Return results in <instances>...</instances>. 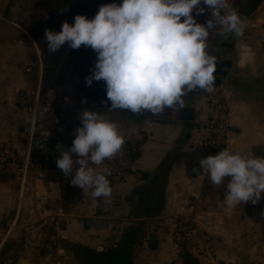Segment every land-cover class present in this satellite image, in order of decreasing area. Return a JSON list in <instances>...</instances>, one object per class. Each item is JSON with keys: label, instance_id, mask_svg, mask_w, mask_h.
<instances>
[{"label": "rangeland", "instance_id": "1", "mask_svg": "<svg viewBox=\"0 0 264 264\" xmlns=\"http://www.w3.org/2000/svg\"><path fill=\"white\" fill-rule=\"evenodd\" d=\"M44 1L0 0V214L5 213V216L8 214L6 217L9 220L6 227H0V245L3 243L0 247V264L7 262L13 255L17 257L19 264H53L52 256L57 258L60 264H72L71 257L67 256V251L61 246L86 244L89 246L87 249L92 250L94 243H98L100 247L110 250L111 247L117 248V243L124 236L123 231H120L121 236L116 244H113V241L104 240V237L111 230L113 231L112 223L120 219L116 217L120 214L106 211L101 214L96 213L95 207L89 202L86 194L76 200L75 206L67 203L62 206L63 189L62 185L59 186L62 178L57 176L66 178L68 176L58 172V175L53 178L54 173L47 172L36 154L30 155V159L27 158L32 150L38 151L41 150V146L49 145L57 133V124L50 113L44 115V105L51 110L56 103H60L74 110L81 104L79 97L73 94V85L67 84L62 88L52 85L48 89L45 85V73L49 68L52 69L60 64L61 58L65 56L64 51H69L70 48L65 44L55 52L56 55L61 54L59 60H56L57 65L52 62L46 64L47 61L44 59L46 51H43V46L48 52L47 41L41 38L43 44L39 46L36 43L30 32L31 23L28 21V19L36 18L34 15L37 10L39 11L37 16L42 19V22L50 21L49 10L43 7ZM67 1L69 0H48V2L46 0V4ZM241 1L244 2V0ZM72 2L76 7L79 4V0H72ZM105 2L107 4L113 0H105ZM205 12L210 14V10ZM193 14L195 15V12ZM246 20L248 27L239 37V39L242 37L245 43L242 42L240 46V58L237 59L236 69L242 72H261L259 77H262L264 73V50L262 49L264 0L246 17ZM236 38L228 34V39ZM23 42L24 45H22ZM30 44L33 51L28 52ZM83 49L86 50L81 46L77 50L81 53L80 50ZM71 50L76 52V49ZM75 52L71 55L74 56ZM81 57L79 54V58L72 64V69L78 75L80 73V75L82 73L90 75L95 62L81 59ZM47 58L53 61V57ZM249 79L244 78L240 81L239 90H228L223 94L224 98L218 95L217 100L210 101L207 103L208 107L204 106L199 111L198 122L202 125L206 124V127L195 136L192 143V152H194L192 164L199 163L200 159L205 158V149L210 140L211 144H215L214 151H211L210 155H216L226 147L237 150L238 145L243 141L242 135L254 134V131L251 132V125H254L256 120L261 121V123L258 122L257 128L258 132H262L260 135L262 140L259 139L262 143L261 148L252 154L264 156V147H262L264 146V87L263 90L259 88L258 95L254 94L252 98L245 96L243 93L245 83L253 82V79ZM259 80L264 82V75ZM82 89L83 86L80 92H76L82 96L81 101L89 106L97 104L95 98L93 100L92 91ZM257 97L262 103L251 101ZM239 120H245L243 124L248 123L244 126L238 125ZM224 121L226 125H223ZM219 128L220 130L222 128L221 133L215 134L216 131L213 132V130H219ZM30 140L32 144L29 148ZM219 145L221 149L216 148ZM241 152L251 153L252 149H245L244 145L241 147ZM187 155L188 153L179 159ZM180 161L183 163V160ZM191 177V182L188 183L192 186L180 198L182 202L170 209L165 201L159 218L162 220L157 222L152 220L147 224L148 231L155 228L168 241L166 244H161L165 253L149 251V248L142 246L143 253L135 257V264H169L171 261L173 264H183L185 256L189 255L185 251L186 248L191 249L189 247L191 238L201 245V248L194 246L195 249L190 254L197 263L264 264V197L257 202L258 205L251 202L241 204L232 211L231 215H228L220 206V198L223 200L222 193H224L221 187L213 185L208 177L192 175ZM73 188L74 186L70 187L69 192ZM186 198L188 200L185 202ZM204 204L207 207L205 210ZM196 206L195 211L201 209L204 211L195 213ZM131 213L129 212L128 217L123 220L129 225L137 220ZM77 217L89 218L93 224L87 225V229L84 225L85 221L80 223ZM193 222L196 227L198 226V230L193 235L199 241L192 237ZM79 223L85 227V231L82 236L73 237L71 235L73 226L77 229ZM12 235L16 237H10ZM46 239L51 241L52 249L46 243ZM206 247L217 248V250L208 252V248L205 250ZM73 264L78 263L73 261Z\"/></svg>", "mask_w": 264, "mask_h": 264}, {"label": "clouds", "instance_id": "2", "mask_svg": "<svg viewBox=\"0 0 264 264\" xmlns=\"http://www.w3.org/2000/svg\"><path fill=\"white\" fill-rule=\"evenodd\" d=\"M206 10L211 18L197 22L196 16ZM247 27L231 0H113L91 18L77 14L72 23L64 21L59 32L45 29L44 37L50 52L65 44L95 52L84 83L104 82L108 111L158 115L166 108L182 109L183 97L196 89L214 92L218 60L208 51L210 37H240ZM79 119L71 146H57L61 155L56 166L71 177V185L107 203L111 170L104 162L121 152L125 138L101 111L84 109ZM199 165L200 175L213 185L230 177L223 198L228 215L238 205L264 197V156L226 147L200 159Z\"/></svg>", "mask_w": 264, "mask_h": 264}, {"label": "flooded vegetation", "instance_id": "3", "mask_svg": "<svg viewBox=\"0 0 264 264\" xmlns=\"http://www.w3.org/2000/svg\"><path fill=\"white\" fill-rule=\"evenodd\" d=\"M38 12L39 11L37 10L36 15H34V17L36 18L28 19V21L30 23L36 21L38 24L47 27L49 22H42V19L37 16ZM74 12H76L77 14V11ZM209 18H211L210 14L208 12H205L204 14L197 16L196 20L199 23H204ZM49 19H51L50 16ZM68 21L70 23L73 22L72 20ZM59 26L60 25H57V27ZM238 43V38L233 40L228 39V34L224 37H218L216 35H212L210 37V43L208 47V51L210 52V54L216 56L218 61H231V67L229 69L226 70L224 68L220 69V71H217L223 72L224 70V75H220L219 73L216 74V72L214 73V75L216 76V80L214 81V92L217 91L219 93L218 97L224 98L223 94L228 90L232 91L241 88L240 81L244 80V78L249 77L244 72L242 73L241 70L236 69V62L238 59L236 50ZM66 58H64L60 64L53 67L52 69L49 68V70L45 73V85L48 86L47 89L52 85L62 88V84L68 79H73V81L71 82V86L75 80H78V78L79 85H85L84 80H82V77L80 75L81 73L78 75L76 71H73V67L72 65H70L71 62L65 60ZM64 84L66 85L67 83ZM252 85L253 83L246 82L244 87H246L247 90L251 91ZM214 92L208 93L204 90L196 89L192 92L187 93L183 97L185 102L184 107L192 108L195 112V119L192 122L182 121L179 114L180 109L174 111L171 108H166L164 112L158 115H153L150 112L133 113L127 110H118L115 112L116 118L113 119V116L110 117V114L113 112V110H107L108 105L105 102V93L102 95L104 101L101 105L89 106L87 103L81 101L82 96H79L81 104H79V107L77 106V108H75L74 110L67 108L64 104L56 103L53 109L49 110V113L54 122H56L57 124V133L55 137L52 138L49 145L43 146V149L38 151L32 150L31 155L36 154L40 163L46 165L44 166V168L47 170V172L54 173L53 178L56 177L58 175V172L62 173V171L56 166V160L61 154H53L55 144L57 142H64L66 144V148L64 150H67V148L71 146L72 142L70 144H68V142L69 140L73 141V139L75 138L74 130L77 127L81 126L79 113L82 110L90 109L101 111L107 119L114 121L118 125L119 132L125 138V143L122 147L121 152L111 160H106L104 162V166L111 170V175L108 177V179L110 180V185L112 187V194L108 199V202L104 203L101 202L100 199H95V201H93L94 199L91 197L90 192L84 193L79 187H76V190L74 192L68 193V190H65V188L71 185V177L68 176V179L64 176H57L59 178H62V182L59 183V186L62 185L63 189V192L61 193V205L64 206V204L67 203L70 204V206H75L76 200L80 198L81 195L86 194V197L89 198V202L92 203V205L96 208V213L101 214L102 212L106 211L109 213H119L122 216V220L118 219L116 223H112L114 225V230H120L124 233L122 239L117 243L118 245L121 241L128 238L134 237L135 239H137V237H139L140 240L139 242H137L138 246H146V248L150 249H148L149 251L155 250L156 252H164V248L162 247V245L168 243V241L163 235H160L157 232V229L153 228L148 231L149 226H147V224L152 220L155 222L162 220V218H159L161 216L160 214L162 211V206L164 207L165 205V198L168 196V194H166L165 184L168 183V179L173 173V170L175 171V168L177 166H180L179 158L185 153L186 145L188 144L185 141H176V133L180 131V128L184 127H186L187 130H192L193 128L199 133L202 132V129L206 127V124L199 126L198 123H196L198 120L197 117L200 115L198 110H200V108H202L203 106L208 107L207 103H209L210 101H213L215 99L217 100V96L214 95ZM150 126L158 127L159 133H157L158 131L156 133L151 132ZM163 128L167 129L163 131ZM209 140L210 139H208V141ZM213 146H215V144H211L210 140L208 142V147L205 149V157L212 154L210 152L214 151ZM217 147H220L221 149V145L216 146V148ZM42 155L46 156L48 160H46L45 158V160L42 161L40 158V156ZM49 158L52 160L55 159V162H51L52 160L49 161ZM194 169H196V171H194ZM188 170L190 171L192 176H204L203 174L200 175L202 169L200 168L199 164H192L188 168ZM179 171L183 170L179 169ZM204 177L207 178V176ZM181 189L183 188L178 187V191H180L181 197H183L185 193ZM187 200L188 198H186L185 202ZM117 207H120L121 209L117 210ZM128 209L130 212H135L133 217L137 218V220L132 221L131 225L127 224L126 221L123 222V220L128 217L126 216ZM77 219H79L80 223L81 221L84 222V219L81 217H77ZM80 223L79 228L77 229L75 226H73V233L71 234L73 235V237H78L82 233L81 226L83 225H81ZM89 224L90 222L88 221L84 222L85 226ZM127 228H129V230ZM197 230L198 226L196 227V224L193 222L191 226V232L192 237L195 240L198 239L195 238L193 234ZM70 232H72L71 229ZM199 232L201 233V230ZM153 236L155 237L154 241L151 240ZM146 242H148V244ZM195 242L196 241L191 238L190 246L189 239V247L191 249L189 250L188 248H186L185 251L187 253L192 254L191 251L195 249L194 246L201 248V245ZM46 243L49 244V247H51L50 249L53 248L51 241L46 239ZM152 244L154 245V247L151 246ZM203 244L207 245V243L205 242H203ZM54 247H56V245H54ZM61 247L67 251V256L71 257L70 263L73 264V261L79 263L74 250L79 249V251H81L85 248L87 249L89 246L78 244L75 246L67 245ZM207 248L208 247H206L205 250H207ZM111 249L112 247L110 248V250ZM92 250H94L93 253H95L96 255H100L107 253L109 248L100 247L99 245H97L94 246ZM216 250L217 248H208V252H214ZM203 253L205 254V252ZM188 259L190 260V258ZM52 261L53 264H60V261L54 256H52ZM1 263L19 264L15 255L11 256V258H9L7 262ZM169 264H173V261H171ZM183 264L192 263L190 261H185V263L183 262Z\"/></svg>", "mask_w": 264, "mask_h": 264}, {"label": "crops", "instance_id": "4", "mask_svg": "<svg viewBox=\"0 0 264 264\" xmlns=\"http://www.w3.org/2000/svg\"><path fill=\"white\" fill-rule=\"evenodd\" d=\"M238 38V40H239V43H238V46H237V50H236V54H237V58H240V46L242 45V37H241V39H239V37H237ZM241 41V42H240ZM250 41V40H249ZM245 42H243V44H244ZM254 44V43H253ZM22 45H24V42L22 43ZM255 45V44H254ZM32 46H31V44H30V46H29V48H28V52L31 50V51H33V48H31ZM262 49L264 50V44H262ZM81 51V54L84 56V57H81V59H84V60H87L86 58H85V56H87V49L86 50H80ZM85 51V52H84ZM69 52H70V54L71 53H73V52H75V51H73V50H71V48L69 49ZM62 53V52H61ZM95 56H96V54H95V52H92ZM61 55V54H60ZM60 55H56L57 57H59ZM79 55V52H78V50L76 49V52H75V54H74V56L73 55H71L72 56V58H74V57H76V56H78ZM33 58V57H32ZM88 59H90V61H94L95 62V60H96V58H88ZM33 60V59H32ZM243 73V72H242ZM245 74H247L249 77H248V79L249 78H251V79H253V82H251V83H253V85H252V90L251 91H249V90H247V88L245 87L244 89H243V93L245 94V96H247V97H249V98H252L253 96H254V94L255 95H258V92H260L259 91V88H261V90H263V87H264V82H262L261 80H259L260 78H262L263 77V75H264V73H262V77H259V73H261V72H244ZM91 75V74H90ZM90 75H86L85 73H82V78L85 80V77H87V76H90ZM243 75V74H242ZM246 75V76H247ZM24 79V78H23ZM250 80V79H249ZM101 83H104L103 81H94L93 82V84L90 86V87H86L85 85H82L83 86V89L82 90H91L92 91V89H94V90H96L95 88H96V86L98 85V84H101ZM103 85V84H102ZM99 86V85H98ZM254 87V88H253ZM102 88V87H101ZM236 90H239V89H236ZM101 91V90H100ZM79 92H80V88H79ZM242 92V91H241ZM92 93H93V91H92ZM214 95L215 96H218L219 95V93L217 92V91H215L214 92ZM94 98H95V100L97 101V104H95V105H101L102 103H103V101H104V98H103V96H102V92H99L98 94H95L94 96H93V100H94ZM93 100H90L91 102H93ZM251 100V99H250ZM252 102H256V103H262L261 102V99H258V97L257 98H255V99H252L251 100ZM204 108V106L202 107V108H200V110H202ZM253 110H255L254 108H252ZM119 109H117V110H113V112L110 114V117H114L113 119H115L116 118V116H115V112L116 111H118ZM200 110H198V111H200ZM197 119H199V117H197ZM243 121H245V120H239V121H237V124L238 125H246L247 123H245V124H243L242 122ZM260 120H256V122L254 123V125H251V127H252V131L251 132H253L254 131V134L253 133H251L253 136H251V134L250 135H242V139H243V141H242V143L241 144H239V143H237V144H239L238 145V148H237V150L238 151H241V147H243L244 145H245V149L247 148V149H252V153L254 152V151H258V149L259 148H261L260 147V144L262 143V141H260V140H262V138L260 137V135L262 134V132L261 131H259L258 132V128H257V126H258V122H259ZM252 122V121H251ZM196 123H198V125L199 126H201L202 124H200L199 122H198V120H197V122ZM260 123H261V121H260ZM264 125V124H263ZM177 126H179V125H177ZM248 126V125H247ZM165 129H167V128H163V131L165 130ZM150 131L151 132H153V133H156L157 131V133H159V128L158 127H152V126H150ZM162 131V132H163ZM195 129H193L192 128V130H187V128L186 127H184V128H180V131L178 132V133H176V135H175V140L176 141H179V142H182V141H185L186 143H188L187 145H186V150H185V153L184 154H186V153H188V155L187 156H185V158H183V159H179V160H183V163H181V161H180V166L178 167H176L175 169V171L173 170V173L170 175V178L168 179L169 181H168V183H166L165 184V189H166V194H168V196L165 198V201L168 203V207L170 208V209H173V207L175 206V205H177L178 203H180V202H182V200H180V198H181V194H180V191H178V187H182L183 189L185 188V191L183 190V189H181V190H183V192H186V191H188V189H190V187L192 186V185H190V183H188V182H191V179H192V177H191V173H190V171L188 170V168L192 165V162H193V158H194V152H192V143L194 142V138H195V136L199 133L198 131H195ZM256 134V135H255ZM156 135V134H155ZM254 137V138H253ZM260 139V140H259ZM236 144V145H237ZM262 147H264V146H262ZM187 151V152H186ZM183 154V155H184ZM186 164V165H185ZM195 164H199V163H195ZM194 164V165H195ZM185 165V166H184ZM149 168H151V167H149ZM187 168V169H186ZM179 169H182L183 171H179ZM191 174V175H190ZM195 177V176H194ZM230 179V177H227L225 180H226V182H225V180H224V182L221 184V185H219L218 187H221V190L224 192V193H222V198H224V194H225V191H226V185H227V182H228V180ZM188 180V181H187ZM186 181V182H185ZM194 181H195V179L193 178V183H194ZM184 183V184H183ZM225 183V184H224ZM183 184V185H182ZM223 184H224V186H223ZM196 198V197H195ZM220 198V197H219ZM259 203H257V205H258ZM205 206L203 207V209L205 210L207 207H206V204H204ZM220 206L224 209V205H223V200L220 198ZM196 208H197V206L195 207V209H194V212L196 213V212H198V214L200 213V212H202V211H204L203 209H201V210H199V211H195L196 210ZM96 209V208H95ZM119 209H121L120 207H117V210H119ZM222 209V210H223ZM222 210H221V212H222ZM130 211H129V209H128V212H127V214H126V216H128ZM133 213V214H132ZM131 214L132 215H134V213L135 212H132ZM6 216H8V214L6 215ZM5 216V213H2V214H0V227H2V228H4V227H6V225H7V223H8V218ZM116 217H118V218H120L119 220H122L121 218H122V216L120 215H117ZM84 219V221H88V222H90L89 221V218H83ZM117 221H115V223H116ZM90 223H92V222H90ZM2 224V225H1ZM93 224V223H92ZM86 228L88 229V227L86 226ZM81 229H82V233L85 231V227L84 226H81ZM112 231V230H111ZM109 232L108 233V235L107 236H105L104 237V240L105 239H107L108 241H113V244H116V242L118 241V239L120 238V236H121V233H120V230H114V228H113V231L112 232ZM82 233L80 234V236H82ZM79 236V237H80ZM10 237H16L15 235H12V236H10ZM139 237H138V241L137 242H139ZM3 244V243H2ZM2 244L0 245V247L2 246ZM86 245V244H85ZM97 245H99L98 243H94V246H97ZM90 246H93V244H90ZM100 246V245H99ZM143 247L142 246H138L137 244H136V247H135V250H134V255H135V257L136 256H138L139 254L140 255H142L141 253H143V249H142ZM1 249V248H0ZM161 253V252H160ZM162 253H165V252H163L162 251ZM139 255V256H140ZM157 259V261H158V258H156ZM156 263H158V262H156ZM149 264H151V263H149Z\"/></svg>", "mask_w": 264, "mask_h": 264}, {"label": "trees", "instance_id": "5", "mask_svg": "<svg viewBox=\"0 0 264 264\" xmlns=\"http://www.w3.org/2000/svg\"><path fill=\"white\" fill-rule=\"evenodd\" d=\"M261 1L262 0H244V2H242L241 0H231V3H232V7H234L242 17L246 18L257 8V6L261 3ZM47 2L46 0L43 2V7H47V9L49 10L48 11L49 16L51 17L47 27L38 24L36 21L31 23L32 29L30 30V32L39 46L43 44L41 38L45 39L44 37L45 29H50L59 32L61 29V24L64 21L67 22H69L68 20L73 21V19H69V18H74V16L77 14H83L91 18L96 14L99 6L106 3L105 0H79V4L77 5V7L79 8H77L76 5L73 4L72 0H69L65 3L57 2L52 4L51 3L46 4ZM74 11H77V14ZM57 25L60 26L57 27ZM43 48H44L43 51L44 52L46 51L44 54V59L45 61H47L46 64L48 62H52L57 65L56 60H59V57L56 56L55 52L51 54L49 50L47 52L45 46H43ZM63 55L65 56L61 58L62 60L67 57L65 60L71 62V60L69 59V57L71 56L69 51L65 50ZM49 56L53 57L52 59L53 61L48 60L47 57ZM40 158L42 161H44L45 158L46 160H48V158L44 155L40 156ZM51 160L52 159L49 158V161ZM54 160L55 159H53L51 162H55ZM72 186L73 185L68 186L67 189L68 193H69V188ZM75 190L76 187L74 186V188L70 191L74 192ZM137 241H138V237L137 239H135L134 237L128 238L126 240L121 241L117 246V248L108 250L107 253L100 255L99 254L96 255L95 253H93L92 250L86 248L81 251H79V249H76L74 250V253L79 261L78 264H135L134 250ZM188 258H190V260ZM192 258L193 257L190 256V254L186 255L185 261L187 262L190 261L192 264H198L196 260Z\"/></svg>", "mask_w": 264, "mask_h": 264}, {"label": "water", "instance_id": "6", "mask_svg": "<svg viewBox=\"0 0 264 264\" xmlns=\"http://www.w3.org/2000/svg\"><path fill=\"white\" fill-rule=\"evenodd\" d=\"M87 49V48H86ZM78 52H79V50H78ZM93 51L92 50H90V49H87V56H85V58L87 59V60H89L90 61V59H88V58H96L95 57V55L92 53ZM80 54V57L82 56V57H84L81 53H79ZM77 58H79V55L77 56V57H75V58H72V56H70L69 57V59L71 60V63H70V65H72L73 63H74V61L77 59ZM33 60H34V57L32 58ZM231 67V61L230 60H222V61H217V71H220V69H229ZM216 71V74H220V75H224L225 74V71L223 70V72H217ZM82 80H84L83 78H82ZM73 81V79H68V80H66V81H64V83H67V84H71V82ZM85 81V80H84ZM62 84V87H64L65 86V84ZM66 84V85H67ZM103 84V85H102ZM72 85H73V94L77 97H79V94H76V92H78L79 91V87L80 88H82V85L80 84L79 85V80H75L73 83H72ZM99 85V86H98ZM97 86H96V90H94V89H92V91H93V95H95V94H98L99 92H102V95L105 93V86H104V83H101V84H98ZM102 87V88H101ZM101 90V91H100ZM82 105H84V104H82ZM79 107V106H78ZM179 114H180V119L182 120V121H185V122H192V121H194V119H195V112H194V110L192 109V108H189V107H183L182 109H180L179 110ZM72 142V140H69V142H68V144H70ZM58 145H61L62 147H63V149H65L66 148V144L64 143V142H57L56 144H55V146H54V149H53V154H55V155H59V154H61V151L58 149ZM151 240L152 241H154L155 240V237L153 236L152 238H151ZM152 247H154V245L152 244L151 245Z\"/></svg>", "mask_w": 264, "mask_h": 264}, {"label": "built area", "instance_id": "7", "mask_svg": "<svg viewBox=\"0 0 264 264\" xmlns=\"http://www.w3.org/2000/svg\"><path fill=\"white\" fill-rule=\"evenodd\" d=\"M44 109H45V111H44V115L46 114H48L49 113V107L48 106H46V105H44ZM226 119V118H225ZM226 121V120H225ZM225 121H224V123H223V125L225 124ZM31 140H30V145H29V148H30V146H31ZM41 149H43V146H41ZM30 152L28 153V156H27V158L28 159H30ZM26 173V172H25Z\"/></svg>", "mask_w": 264, "mask_h": 264}, {"label": "bare ground", "instance_id": "8", "mask_svg": "<svg viewBox=\"0 0 264 264\" xmlns=\"http://www.w3.org/2000/svg\"><path fill=\"white\" fill-rule=\"evenodd\" d=\"M219 127H220V126H219ZM215 130H216V129H215ZM215 130H213V132H214ZM221 130H222V128H221ZM221 130H220V128H219V130H216L215 134H217V133H221Z\"/></svg>", "mask_w": 264, "mask_h": 264}]
</instances>
